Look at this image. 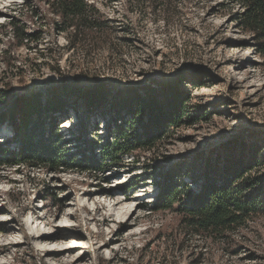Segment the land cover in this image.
I'll return each mask as SVG.
<instances>
[{
    "label": "rangeland",
    "instance_id": "obj_1",
    "mask_svg": "<svg viewBox=\"0 0 264 264\" xmlns=\"http://www.w3.org/2000/svg\"><path fill=\"white\" fill-rule=\"evenodd\" d=\"M44 1L0 0V114L14 98L43 103L70 87L77 94L57 118L60 146L106 168L93 174L2 167L0 264H264V216L212 241L186 234L172 212L151 211L169 174L189 173L182 181L197 192L208 169L221 172L230 157H248L252 148L259 164L245 177L264 188V63L253 35L240 26V2L170 0L164 13L146 4L139 14L127 12L125 0H87L107 27L71 49ZM11 21L39 32L40 40L16 46L1 31ZM169 87L188 99L182 122L150 152L106 160L114 98ZM96 89L108 100L88 111L82 96ZM13 140L11 127L0 122V144L17 155ZM111 198L123 203L112 217ZM35 230L60 237L36 242Z\"/></svg>",
    "mask_w": 264,
    "mask_h": 264
},
{
    "label": "trees",
    "instance_id": "obj_2",
    "mask_svg": "<svg viewBox=\"0 0 264 264\" xmlns=\"http://www.w3.org/2000/svg\"><path fill=\"white\" fill-rule=\"evenodd\" d=\"M237 1L243 7L240 26L253 35L257 54L264 63V0ZM125 2L127 12L139 14L147 8L146 4L151 6L153 13H164L170 6V0ZM44 4L51 14L58 17L59 21L53 24L54 29L66 34L71 49L86 33L107 27L99 11L87 0H45ZM1 31L2 35L14 40L18 47L36 43L41 37L39 32L30 34L24 25L12 21L2 25ZM72 94L77 93L63 86L50 94L43 103L39 97L14 98L7 113L0 114V122H7L11 127L19 154H10L12 152L5 141L0 144V170L4 166H24L32 169L47 168L58 173L69 170L96 174L106 168V165H98L86 158L76 159L60 146L61 134L57 118L66 113ZM82 97L88 111L100 110L108 100L104 89H96ZM187 101L185 94L175 87L158 91L149 89L144 95L131 93L126 97L116 96L112 117L115 129L111 134L112 141L102 145L104 158L116 161L118 156L139 151L150 152L156 142L166 137L169 128H175L182 122ZM112 107L113 103L108 108ZM129 116L130 120H126ZM256 152L257 148H252L248 157L244 153L230 157L221 166V172L219 168L213 171L208 169L197 192L182 181L184 177L190 176L189 173L180 171L169 174L151 211L172 212L178 218L181 229L192 237L212 241L227 238L250 217L264 216V188H255L258 178L245 177L259 164ZM191 181L196 183L195 179Z\"/></svg>",
    "mask_w": 264,
    "mask_h": 264
},
{
    "label": "bare ground",
    "instance_id": "obj_3",
    "mask_svg": "<svg viewBox=\"0 0 264 264\" xmlns=\"http://www.w3.org/2000/svg\"><path fill=\"white\" fill-rule=\"evenodd\" d=\"M110 204H111V207H110V210H109V213L110 214H107V215H109L110 217H112V216H114V207H119V206H121L123 203L121 202V201H116V200H114V198H111L110 199ZM108 205H109V203H108ZM105 207H104V205L103 206H101V207H99V209L100 210H103ZM97 210V209H96ZM127 210H131L130 209V207H128V209ZM129 212V211H128ZM123 216V215H122ZM107 221H108V219H107V217H104L103 218V222L104 223H107ZM32 224H33V222H27V224L26 225H29L30 227L32 226ZM53 237H60V236H58L57 234H52V235H47L46 233H44V232H41V231H38V230H35L33 233H32V238L36 241V242H40V243H45V242H48L49 240H51ZM71 240H78L79 238H80V236L77 234V235H75V234H71ZM75 248V246H65V247H63V248H61V249H63V250H66V249H74ZM61 249H56L54 252H57V251H61ZM45 252H51L52 251V249H45L44 250Z\"/></svg>",
    "mask_w": 264,
    "mask_h": 264
}]
</instances>
